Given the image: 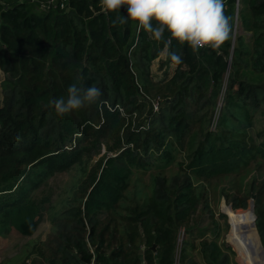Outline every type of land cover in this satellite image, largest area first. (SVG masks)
<instances>
[{"label":"trees","instance_id":"1","mask_svg":"<svg viewBox=\"0 0 264 264\" xmlns=\"http://www.w3.org/2000/svg\"><path fill=\"white\" fill-rule=\"evenodd\" d=\"M42 2L46 0H12L0 6V234L12 229L23 236L35 234L54 208L50 197L38 200L33 193L52 174L106 149L73 196V206L52 217L55 239L49 245L55 252L41 257L47 264H176L177 233L190 227L207 197L204 187L196 193L195 182L236 176L244 182L252 164L264 163V129L257 138L250 134L255 117H264V0H224L232 32L220 48L194 52L172 39L170 52L183 62L174 65L167 54L160 70H175L163 80L155 78L152 66L164 41L138 31L131 20L113 26L114 19L126 17L127 6L105 12L99 0H59L46 9ZM164 35L170 39L167 31ZM73 83L95 85L102 96L58 116L49 101L67 98ZM217 114L218 129L206 130L196 146L191 140L180 191L166 177H154L153 194L135 218L120 214L136 170L171 161L173 148H185L195 126ZM231 187L242 193L250 189L241 202L233 198L234 211L247 209L255 196L256 228L264 248V182L260 188L256 179ZM234 219L238 236L240 229L248 232L252 255L260 264L252 210ZM219 237L220 231L203 244L206 261L232 264L235 252L221 245ZM188 245L184 242L180 264H197Z\"/></svg>","mask_w":264,"mask_h":264},{"label":"rangeland","instance_id":"2","mask_svg":"<svg viewBox=\"0 0 264 264\" xmlns=\"http://www.w3.org/2000/svg\"><path fill=\"white\" fill-rule=\"evenodd\" d=\"M240 32L238 29L237 35ZM236 35V36H237ZM159 62L155 61L152 67L153 75L156 79L163 80L166 76V71L158 72ZM4 78V74L0 71V83ZM3 100L2 90L0 89V102ZM223 97L218 102L219 111L223 107ZM219 113V112H218ZM219 114L215 115L210 122L203 125H196L193 133L191 132L185 139V148L175 146L173 148V159L163 164L156 162L160 167L147 166L145 169H137L133 177V183L122 202L120 214L123 216H131L135 218V212H140L143 203L147 202L153 194L154 177L163 176L169 180V185L178 189L184 186L186 180V168L189 162V156L192 152L190 143L195 140V146L203 139V134L206 130L216 131L217 120ZM264 129V117L259 113L255 117L254 128L251 135L257 138L258 132ZM190 140V141H189ZM187 141H189L187 145ZM193 142V141H192ZM106 154V149L101 151L100 155L90 157H83L82 163L78 164L67 171L57 172L52 174L44 185L39 190L35 191L34 197L42 200L44 197L51 198V205L53 210L47 212L43 222L38 227L35 234L32 236H23L16 230L12 229L7 234H0V264H47L41 257L40 253L45 257H51L55 252V248L49 245V241L54 238L52 217L56 212L62 211L65 207H72V198L78 192L79 187L97 169L98 161ZM183 170V172L181 171ZM246 178L243 182L240 176L236 178H216L212 182H195L196 193H200L204 187V194L207 196L203 198L196 213L193 215L191 225L187 229L181 227L177 233V260L176 264H180V253L184 242H188V255L197 264H208L206 257L203 254L202 246L207 241L215 239L217 232L220 231L218 242L223 245L226 244L232 248L235 255H231L232 264H257L252 255V247L248 232L240 229L242 237L237 235V228L235 230L234 216L240 212H250L252 199L248 200L247 209H236L234 211L233 198L237 197V202L246 197L250 189L245 192H238L233 189L231 184L236 185V181L244 184H251L256 179V186L260 188L264 182V163H254L246 172ZM238 177V178H237ZM240 178V179H239ZM243 189L245 188L242 187ZM224 189L226 190L224 192ZM227 196H230L228 199ZM207 202V204H206ZM129 209H124V208ZM221 214L227 218L222 219ZM254 224V222H253ZM239 229V228H238ZM189 230L190 232H187ZM254 230L260 241L259 234L254 225ZM260 243V264H264V253ZM153 249H156L153 246ZM143 250V249H141ZM141 253V252H140Z\"/></svg>","mask_w":264,"mask_h":264},{"label":"clouds","instance_id":"3","mask_svg":"<svg viewBox=\"0 0 264 264\" xmlns=\"http://www.w3.org/2000/svg\"><path fill=\"white\" fill-rule=\"evenodd\" d=\"M99 3L105 12L127 6L126 17L114 19L113 26L126 20L135 22L138 31L149 33L158 42L164 41L162 53L168 54L174 65L183 61L179 54L170 52L172 39L187 43L197 52L206 46L220 48L232 32V17L225 14L224 0H99ZM166 31L170 34L168 40H165ZM101 96V90L95 85L78 87L73 83L68 87L67 98L50 100L49 107H54L56 115L63 116L96 103Z\"/></svg>","mask_w":264,"mask_h":264},{"label":"built area","instance_id":"4","mask_svg":"<svg viewBox=\"0 0 264 264\" xmlns=\"http://www.w3.org/2000/svg\"><path fill=\"white\" fill-rule=\"evenodd\" d=\"M12 1V0H0V6H7L8 3ZM14 1H17V2H23L24 0H14ZM59 0H46L45 3L42 2V7L44 9L46 8H50L51 6L55 5ZM240 28V22L238 20V18H236V22H235V29H234V32L237 33L238 32V29ZM209 46H206L204 48H207ZM224 96V93L221 95V98ZM159 103H160V100H157L154 104V109L155 111H158L159 110ZM91 264H94V262H92Z\"/></svg>","mask_w":264,"mask_h":264},{"label":"crops","instance_id":"5","mask_svg":"<svg viewBox=\"0 0 264 264\" xmlns=\"http://www.w3.org/2000/svg\"><path fill=\"white\" fill-rule=\"evenodd\" d=\"M166 59H167V54L162 53L161 56H160V58L157 59L156 61L159 62V63L160 62L162 63V62L166 61ZM174 70H175V67L174 66H171L170 68H166L165 67L163 70H160V64H159V70H158V72L166 71L167 73H169V76L170 77L172 76Z\"/></svg>","mask_w":264,"mask_h":264},{"label":"water","instance_id":"6","mask_svg":"<svg viewBox=\"0 0 264 264\" xmlns=\"http://www.w3.org/2000/svg\"><path fill=\"white\" fill-rule=\"evenodd\" d=\"M239 1V0H238ZM230 67H231V62L229 63V69H230ZM254 200H255V196H252V202H251V210H252V215H253V222H254V225H255V227H256V215H255V209H254ZM257 229V228H256ZM258 232V231H257ZM260 238V237H259ZM260 242H261V240H260ZM261 246H262V244H261ZM262 248H263V246H262ZM141 253H143L144 252V248H143V250H141L140 251ZM263 253H264V248H263Z\"/></svg>","mask_w":264,"mask_h":264}]
</instances>
